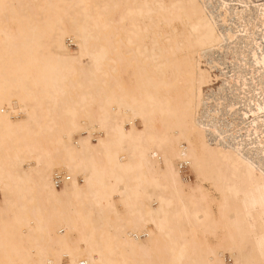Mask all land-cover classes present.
Wrapping results in <instances>:
<instances>
[{"label": "bare ground", "instance_id": "bare-ground-1", "mask_svg": "<svg viewBox=\"0 0 264 264\" xmlns=\"http://www.w3.org/2000/svg\"><path fill=\"white\" fill-rule=\"evenodd\" d=\"M224 254L264 264V0H0V264Z\"/></svg>", "mask_w": 264, "mask_h": 264}, {"label": "rangeland", "instance_id": "rangeland-1", "mask_svg": "<svg viewBox=\"0 0 264 264\" xmlns=\"http://www.w3.org/2000/svg\"><path fill=\"white\" fill-rule=\"evenodd\" d=\"M69 43V42H68ZM69 47L71 48V50H73V48L75 47L74 46V44L73 43H69ZM83 60H84V62H86V58H83ZM93 141H94V139H93ZM178 162V161H177ZM177 162H175L174 163V166L182 173V175H183V177L186 179V180H188V181H193L194 180V175H193V173H192V171H190V169L189 168H187V165H185V166H183L182 167V169L183 170H180L179 168H178V166H177ZM183 163H185V162H183ZM185 173H187V174H185ZM62 185V184H61ZM60 185V186H61ZM55 186L57 187V188H60V186H57L56 185V182H55ZM225 259V260H224ZM223 260H224V262L226 263V264H232V260H231V258L228 256V255H226V254H224L223 255Z\"/></svg>", "mask_w": 264, "mask_h": 264}, {"label": "built area", "instance_id": "built-area-1", "mask_svg": "<svg viewBox=\"0 0 264 264\" xmlns=\"http://www.w3.org/2000/svg\"><path fill=\"white\" fill-rule=\"evenodd\" d=\"M55 181H56V185H57V186H60V185L62 184V182H63V179H62V177H61L60 175H57V176L55 177ZM80 264H84V263L82 262V263H80Z\"/></svg>", "mask_w": 264, "mask_h": 264}]
</instances>
